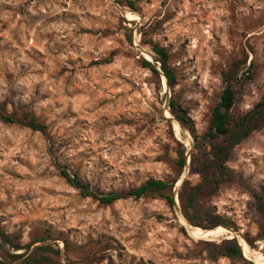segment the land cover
Listing matches in <instances>:
<instances>
[{"label": "rangeland", "instance_id": "rangeland-1", "mask_svg": "<svg viewBox=\"0 0 264 264\" xmlns=\"http://www.w3.org/2000/svg\"><path fill=\"white\" fill-rule=\"evenodd\" d=\"M125 1L0 0V232L11 239H0V264H264V122L231 150L229 179L185 207L202 181L192 157L196 168L213 160L203 137L223 89L235 91V115L264 104V0H130L135 11ZM153 46L168 51L174 88ZM63 171L99 197L172 182L174 204H101ZM224 240L242 259L217 255Z\"/></svg>", "mask_w": 264, "mask_h": 264}, {"label": "trees", "instance_id": "trees-1", "mask_svg": "<svg viewBox=\"0 0 264 264\" xmlns=\"http://www.w3.org/2000/svg\"><path fill=\"white\" fill-rule=\"evenodd\" d=\"M125 5L132 11L136 10L134 1L126 0ZM152 49L154 54L157 56L155 61L159 63L161 73L165 77L168 86L170 88H174L177 85V75L169 63L170 56L168 51L165 48L158 46H153ZM142 64L144 68L149 69L155 74H159L156 67L150 61L143 60ZM235 98L234 89L231 85H228L225 89H223L219 96V101L212 108L208 130L203 137L211 148L213 158L212 163L201 161L196 168L195 157H192V171L199 174L202 181L196 187L191 188V190L187 193L185 207L189 213L194 212L197 199L204 194L212 184L215 188H217L219 184L226 182L229 179V170L226 167V163L229 159L231 150L264 122V104L261 105L262 108L253 109L247 114L235 115L233 113ZM169 109L171 114L176 116L184 126H187L192 130L188 110L183 108L173 97L170 99ZM3 120L7 123H14V120L8 116H3ZM27 125L36 131L44 132L45 130V127L36 123L33 118L30 119ZM196 139L197 136L194 135V140ZM220 139L221 142H218ZM177 164L181 169L185 168L186 157L183 153L180 154ZM211 168L214 173V179L207 177ZM61 174L67 182L80 189L83 196H92L101 204L110 205L115 201L127 197L140 199L147 195H158L163 197L169 204H174V198L171 193L174 187L172 182L148 179L138 188L133 189L128 193L122 194L110 192L105 196L99 197L90 193L87 190V187L79 180L78 176L74 175L71 177L66 171H63ZM180 198L181 202H183L184 198L182 196H180ZM259 208H261V210L263 208L264 214V206L261 204ZM188 220L195 227H203L201 223L194 221L192 218ZM230 236L231 235L228 234L226 237L231 238ZM0 239H3L5 242H11V239L2 232H0ZM214 246L215 252L219 256L231 259H242L241 248L233 240H224L221 245ZM12 247L15 248V250L22 249V247L16 245H13Z\"/></svg>", "mask_w": 264, "mask_h": 264}, {"label": "bare ground", "instance_id": "bare-ground-1", "mask_svg": "<svg viewBox=\"0 0 264 264\" xmlns=\"http://www.w3.org/2000/svg\"><path fill=\"white\" fill-rule=\"evenodd\" d=\"M191 228H193L195 231H197L201 235H204V236H207V237H211V238H217L218 237V235H214V234H212V233H210L208 231H205V230H203L201 228H198V227H191Z\"/></svg>", "mask_w": 264, "mask_h": 264}]
</instances>
